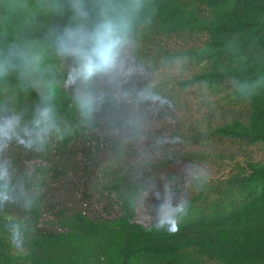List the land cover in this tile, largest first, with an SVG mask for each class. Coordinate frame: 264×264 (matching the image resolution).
<instances>
[{
	"label": "trees",
	"instance_id": "1",
	"mask_svg": "<svg viewBox=\"0 0 264 264\" xmlns=\"http://www.w3.org/2000/svg\"><path fill=\"white\" fill-rule=\"evenodd\" d=\"M77 3L85 16L74 9ZM138 30L206 34L181 55L207 67L177 85L216 90L225 84L235 101H249L250 112L247 122L234 117L196 129L192 137L264 149V0H0V114L15 111L40 156L89 157L104 107L114 105L109 91L92 80L109 67L118 43ZM70 32L90 35V48L103 44L90 60H77L62 52ZM66 60L73 72L62 66ZM67 79L72 86L63 84ZM232 165L231 174L208 185L212 197L192 196L169 217L147 223L134 218L148 185L135 172H117L88 191L115 198L116 213L104 216L48 204L43 169L37 191L22 190L19 177L3 172L0 208L11 203L30 217L45 213L53 226L28 228L23 219L0 215V264H22L8 239L20 230L29 264H264V158L234 157ZM193 210L197 214L188 217Z\"/></svg>",
	"mask_w": 264,
	"mask_h": 264
},
{
	"label": "rangeland",
	"instance_id": "2",
	"mask_svg": "<svg viewBox=\"0 0 264 264\" xmlns=\"http://www.w3.org/2000/svg\"><path fill=\"white\" fill-rule=\"evenodd\" d=\"M205 37L203 32L187 37L138 30L118 43L109 67L96 72L92 80L99 90L109 91L114 105L104 107L89 157L80 152L40 156L26 141L15 111L1 113L0 172L19 177L22 190L37 191L35 179L43 169L42 189L48 204L76 207L94 216L115 214L117 203L111 195L90 196L92 186L117 172H135L148 179L134 214L145 223L169 217L173 208L192 196L212 197L210 186L232 173L234 157L264 158V149L230 139L198 141L192 137L196 129L234 117L247 122L250 112L249 101H235L225 84L216 90L201 84L177 85L179 79L207 67L206 62L181 55L201 45ZM62 66L73 68L68 60ZM63 84L72 86L73 82L67 79ZM10 120L15 123L8 126ZM196 214L193 210L188 217ZM0 215L23 219L28 228L53 226L45 213L30 217L23 207L11 203L0 208ZM8 239L10 253L29 264L22 230ZM210 264L222 263L212 260Z\"/></svg>",
	"mask_w": 264,
	"mask_h": 264
},
{
	"label": "clouds",
	"instance_id": "3",
	"mask_svg": "<svg viewBox=\"0 0 264 264\" xmlns=\"http://www.w3.org/2000/svg\"><path fill=\"white\" fill-rule=\"evenodd\" d=\"M74 9L80 16H85L86 13L83 12L81 6L77 3L74 4ZM92 44V37L87 33L83 35H77L76 33H68L65 44L62 47V52L70 57H73L77 60H90L91 56L95 51L102 46L103 41H97V48H90L89 45ZM42 116H48V110L45 109L41 113ZM8 126H11L15 123V120H10L6 122ZM4 173L0 172V178H3ZM3 195H0V199H4Z\"/></svg>",
	"mask_w": 264,
	"mask_h": 264
}]
</instances>
